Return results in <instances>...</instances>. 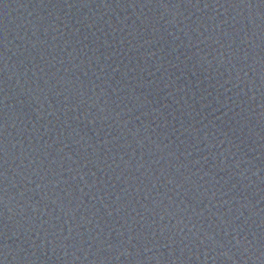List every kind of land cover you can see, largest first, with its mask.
Masks as SVG:
<instances>
[{"label":"water","instance_id":"95a60500","mask_svg":"<svg viewBox=\"0 0 264 264\" xmlns=\"http://www.w3.org/2000/svg\"><path fill=\"white\" fill-rule=\"evenodd\" d=\"M0 264H264V0H0Z\"/></svg>","mask_w":264,"mask_h":264}]
</instances>
